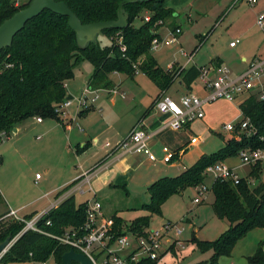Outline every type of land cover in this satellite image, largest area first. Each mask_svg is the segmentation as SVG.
<instances>
[{"label":"trees","instance_id":"1","mask_svg":"<svg viewBox=\"0 0 264 264\" xmlns=\"http://www.w3.org/2000/svg\"><path fill=\"white\" fill-rule=\"evenodd\" d=\"M56 1L65 2L84 25H89L117 20L119 7L125 0ZM30 2L18 6L15 0H0V25L25 9ZM166 2L167 0H136L134 3L124 4L123 10L129 16L128 26L124 30L103 31L102 34L111 41L108 46H102L96 38L85 48L79 47L77 34L70 28L67 16L44 10L40 16L30 20L14 38L12 46L4 48L0 53L1 137L10 135L19 124L32 118H41L44 121L50 118L62 124L61 115L56 113V110L67 100L66 83L74 78L75 69L83 60L94 65V72L88 84V88L93 91L110 89L113 85L110 75L113 73L129 78H133L136 73H144L158 88L159 96L167 92L179 78L185 88L191 91L192 85L200 78V68L192 66L181 72H168L153 56L152 42L155 38H160L157 34L158 27L173 19L175 15L172 9L165 7ZM145 14L151 15V21L146 22L144 16L141 25L137 27L135 21ZM159 21H162V24H158ZM176 29L178 28L174 27V30ZM122 47H126L125 52ZM219 65L221 64H217ZM239 108L243 119H249L257 129L256 135L248 137L238 128L235 135L227 140L224 148L200 157L193 166L177 177H162L152 183L147 188L150 203L142 207L149 214L134 219L130 224L116 214L112 218V232L117 236L130 233L145 234L151 228L152 217L162 216V206L171 197L205 183L208 168L238 157L243 149L264 148V101L253 96ZM86 111L90 109H84L80 113L84 114ZM263 164L260 162L250 166L251 174L242 178L238 185L230 180H216L209 190L214 194L212 207L215 215L230 223L229 230L213 242L198 240L197 237L191 240L201 251L212 250L210 264H219L222 258L231 257L236 245L244 240L249 232L264 228V183L260 182L254 188L251 186L252 180H260ZM69 187L61 190L58 197ZM4 202L0 192V204ZM87 204L85 201L77 205L75 196L64 199L37 223V227L46 234L32 230L19 236L25 223L17 218L7 217L9 213L0 215V242L10 236L13 240L19 236L0 259V263L29 261L43 264L53 256L58 264H63L62 257L72 247L61 244L47 234L60 237L67 229H80L86 221ZM35 215L37 213L24 219L31 220ZM48 222L50 224L47 225ZM175 247L173 245L170 252H174ZM247 260L248 264H264V240ZM158 263L147 259L139 264Z\"/></svg>","mask_w":264,"mask_h":264},{"label":"rangeland","instance_id":"2","mask_svg":"<svg viewBox=\"0 0 264 264\" xmlns=\"http://www.w3.org/2000/svg\"><path fill=\"white\" fill-rule=\"evenodd\" d=\"M16 1L22 5L30 2V0ZM167 5L175 10V17L162 27L165 36L163 37L164 43L160 44L161 47L158 50L153 51V56L164 70H167L170 65L178 63L185 69L197 65L203 67L211 63L213 58H218L223 65L231 70L233 76H240L248 66L247 61L253 60L257 55L264 54V30L257 25V13L259 10L264 11V0H260L255 6H251L246 0H167ZM145 15L135 21L137 27L141 25ZM189 15L191 16L189 17ZM175 25H180L183 28V33L178 36L179 42L165 43L170 39ZM97 39L102 46L110 44V39L108 40L103 34H99ZM236 41H238V45L232 47V42ZM191 57L192 61L189 60ZM243 58L247 61H244ZM176 67L175 70H178L180 66ZM93 72L94 65L87 60L80 62L75 69L72 82L75 93L78 90L86 89L85 80H88ZM114 79L123 84L121 91L124 92L122 95L125 99L117 98L116 102L112 103L106 96L108 94L101 91L98 93L100 99L96 102V110L93 115L88 119L81 120L78 116L79 112H77L74 118L77 120L75 123L95 129L101 118H105L102 120L109 124L114 123V129L109 134L110 136L115 130L127 132L132 115L129 114L128 108L124 109L123 103L127 105L130 102H135L140 107L144 105L146 109L151 105V99L158 96L157 87L144 73L136 74L134 80L121 74ZM195 86L196 92L203 94L201 77L195 82ZM179 89L181 86L176 81L168 91V95L178 96L177 90ZM75 96L77 97L72 100L73 105H70L69 118L78 107L80 110L84 109V106H81L79 102L80 92L78 91ZM94 96L91 97L94 98ZM233 105L222 104L219 101L204 108L205 117L209 114L212 116L214 131H209L206 126L200 123L195 124L194 129L203 136L201 140L206 142L202 148L205 152L219 150L223 145V138L226 140L235 135V132L225 130L226 123L238 124L244 117L239 114L238 103ZM153 110V119H157L160 113L156 108ZM77 124H74L75 128ZM61 126V123L50 118L45 119L44 124H39L36 119L32 118L16 127L18 133L13 130L10 135L3 137L0 135V190L7 201L9 198L13 204H18L17 207L27 208V210L19 212V215L24 214L33 206L41 209L48 205L53 195L47 197L45 194L62 184L65 177L68 176L70 165L76 163L72 162V155L66 152L67 147L61 145L62 142H58V139L66 138L68 135ZM232 163L244 165L245 168L239 171L240 174L250 169V166L243 164L238 157L232 158L230 164ZM184 164L183 167H188L193 163L188 160ZM47 167L51 168L48 174L45 173ZM158 170L163 172L155 173ZM146 171L148 174L152 172L150 178H156V180L162 179V177H177L180 174L179 168L168 169V165L155 164L154 168L149 166V170L146 169V166L139 169L129 186L120 183L118 186L105 188L97 193V197L103 205L104 219L111 220L114 215L118 214L127 224H130L134 219L149 214L142 209L144 205L150 203V195L146 187L150 178L147 176L148 174L146 175ZM36 175H39L40 179H36ZM206 175L208 177L205 183L198 187L207 186L211 189L217 179V174L211 168L206 172ZM260 182L264 183V164L261 178L251 182L252 188L259 185ZM90 196L92 195L77 194V205L85 202V199ZM198 197L200 199L197 187L187 189L183 193L171 197L162 206V216L154 215L152 217L151 228H160L168 220L185 228L179 238L180 244L176 246L177 253L174 255L171 252H165L163 260L161 259L158 264H210L212 250L201 251L197 244L191 240L193 237H197L198 240L213 242L229 230L230 223L215 215L212 207L214 201L212 191L200 199L199 203H194L195 198ZM6 208L5 203L0 204V213L6 211ZM193 225L198 227L196 232H194ZM249 239H255V237ZM247 241L245 247H237L231 255L236 259V262L232 260L233 264H248L241 258V255H244L243 253L245 255L253 254L258 248L257 246L254 249V246L251 247L248 244L251 240ZM230 258L233 257L222 258L219 264H222L223 261L224 264L228 262L230 264L232 262ZM47 261V264H58L53 256ZM0 264L35 263L16 261Z\"/></svg>","mask_w":264,"mask_h":264},{"label":"built area","instance_id":"3","mask_svg":"<svg viewBox=\"0 0 264 264\" xmlns=\"http://www.w3.org/2000/svg\"><path fill=\"white\" fill-rule=\"evenodd\" d=\"M239 1V0H238ZM251 6H255L260 0H246ZM145 21H151V15H145ZM158 24H162L159 21ZM157 24V25H158ZM257 25L264 30V11L259 13L257 17ZM182 33V29L178 28L171 33V37L165 43H178V36ZM122 39H119L121 44ZM162 39L155 38L152 42V49L158 50L163 44ZM238 41L232 42L231 46L236 47ZM126 47H122V51L125 52ZM192 61V57L189 58ZM247 68L241 73L240 76H233L231 70L226 65H210L201 69L202 86L201 90L203 95L192 92L187 95H183L179 101L173 100L166 94H162L155 102V108L162 114L171 115L172 119L169 122V127L174 131L185 130L189 125L195 121L203 120L205 117V107L211 103L218 101H228L230 103H238L241 105L244 101L256 96L257 99L264 101V54L257 55L251 61H247ZM176 64L170 65L167 69L168 72H172L177 68ZM185 70L183 66L179 67L178 72ZM98 90H91L88 87L80 94V105L87 107L89 103L93 104L99 96ZM96 94L94 98H91L90 94ZM72 104V100L64 101L59 107H57L56 113H59L62 117L66 115L65 108H68ZM41 123V118H36ZM240 128V132H245L248 137L257 134V129L250 123V120L242 119L238 124L232 122L226 123L225 130L230 132H236ZM153 134H150L143 123L138 122L130 131L128 137L113 147V150L123 153H132L142 156H146L149 160L156 162L162 161L165 164L174 162L178 156L184 153V150L173 151L168 146L161 147V155L153 150V145L150 143V139ZM263 139V138H262ZM199 137L193 136L190 140V145L198 143ZM106 148L112 149L109 142L105 143ZM238 157L243 164L249 166L256 165L257 163H264V148L259 149H243L240 151ZM214 172L217 174L216 180L232 181L235 185H238L242 177L228 164L220 162L214 166H211ZM211 168H208L210 170ZM97 171L85 172L79 180L72 183L62 197L58 200V206L64 199L75 196V194H85L87 191H92V181L96 176ZM39 176H37L38 178ZM66 186V187H68ZM89 188L88 190L85 188ZM200 199L209 193L210 189L207 186L197 187ZM195 198L194 203H199L201 200ZM87 214L86 221L80 229H67L63 236H54L47 234L57 239L61 244H67L72 247L78 253H83L87 256L93 264H139L147 259L153 261H160L165 252H170V248L175 245H179L180 235L184 232V226L178 225L171 221H166L160 228H150L143 235L130 233L127 235L117 236L112 232V221L103 219L102 204L97 199H91L87 201ZM53 207V208H54ZM47 213L37 214L31 220H25L19 218L17 213L10 212L7 217H14L25 223L24 230L19 235L28 232L36 231L42 234H46L40 228L37 227L39 220ZM50 222L47 223V225ZM14 239V243L19 238ZM13 243V244H14ZM130 250L127 256H122L120 251ZM47 264V263H43Z\"/></svg>","mask_w":264,"mask_h":264},{"label":"crops","instance_id":"4","mask_svg":"<svg viewBox=\"0 0 264 264\" xmlns=\"http://www.w3.org/2000/svg\"><path fill=\"white\" fill-rule=\"evenodd\" d=\"M15 2H16V5H18V6H23V5H26L27 3H29V2H26V4L22 5V3H19L16 0H15ZM165 7L173 10V8L171 6L167 5V2L165 4ZM173 11L175 12V10H173ZM262 11L263 10H259L257 13V16ZM190 16L191 15H189V17ZM166 24L167 23H164L163 25L158 27L157 34L160 35V39H162V40H163V37H165L164 32L162 31V29H163L162 27ZM174 27L181 28L180 25H175ZM181 29H182V33H183V28H181ZM172 32H174V29L172 30ZM97 38H98V36H97ZM110 43H111V41H110ZM243 59H244V61H247V59H245V58H243ZM217 64L223 65L221 60H218V58H216V59L213 58L211 63H209L208 65H205L203 67L206 68L210 65H217ZM176 66L181 67L182 65L178 63V64H176ZM196 67L203 69L202 66L197 65ZM185 70H188V69H185ZM165 71H167V70H165ZM136 74L138 75V73H136ZM118 75H120V74L119 73L111 74L110 79L113 82L112 87H110V89H98L97 95L99 96L98 93H100L101 91L106 92L108 94L106 96L109 97V100L112 103L116 102L117 98H121L122 100L125 99L124 96L122 95V94H124V92L121 91L123 84L117 82L114 79V77L116 78ZM135 76L133 78H129L127 76V78L134 80ZM89 79L85 80V85L87 87H88V84L90 81ZM177 81L179 82V86H181V89L177 90V93L179 94L178 96H176V97L169 96L168 91L170 89L164 93L167 96L171 97L173 100L179 101L183 95H187V94H190L192 92H196L195 83L192 85V90L188 91L185 88V85H184L181 78H179ZM72 82H73V79L66 83L67 96H72L75 99V97H77V96H75V94H77L78 91L81 94L83 92V90L82 89H81L82 91L78 90L75 93L73 90V87H72ZM202 93H203V91H202ZM203 94H200V95H203ZM93 95H96V94L95 93L90 94V97ZM115 95H117V96H115ZM119 95H120V97H119ZM158 97H159V92H158V96L155 99H153V98L151 99L152 103L146 109H145L144 105L140 107L139 104L135 103V102H130L127 105H124V103H123L124 109L128 108V110H130L129 114L132 115V119L129 122L127 132H123L122 130H120V131L115 130L113 132V134H111V136L109 134L114 129L113 128L114 123L109 124V122L102 120L105 118H101L98 127L95 129L87 128V126H82L80 123H78V124L75 123L77 120L74 118H75V115L77 114V112H79L78 116L81 120L90 118L93 115L94 111L96 110V102L100 98H98L93 104L89 103L87 105V107H84V109H87V108L90 109V111H86V112H84V114L80 113L84 109L80 110V108L78 107L76 112H74V114H72L73 117L71 116V118H69V117H70L71 106L73 104L71 106H69L68 108H65L64 111H65L66 115L64 117H62L63 123H62L61 128L64 129L65 133H67L68 135L66 138L58 139V142L59 141L62 142L61 145L63 144L65 147H67L66 152H68V154L72 155V162L75 161L76 163L70 165V170L68 171V174H67L68 176L65 177L66 179L63 181L62 184H60L57 188H54V189L47 191V193L45 195L47 197L49 195H53V197H51L49 202H48L49 206L46 205L45 207H43L41 209H37L36 206H33L30 208V210H28L24 214L19 215L20 214L19 212H23V211L27 210V208H23L22 206L17 207L18 204H13V202L8 197H7L8 198V201H7L6 197H4L2 191L0 190L2 196L5 199L4 203L7 205L6 211L0 213V215L10 213V212H14V213H17V216L19 218L24 219L25 217H27L33 213H37V214L48 213V211L51 210L57 204L58 200L62 197V196L58 197V193L61 190H63L66 186L71 185L72 183L79 180L80 177L85 172H88V171L93 170V171H97V172H96V176H94V179L92 181V189L93 190L87 191L85 193L86 195L91 194L92 196L85 199V201H89V200L94 199V198L97 200L98 199L97 193L101 192L102 190H104L107 187H113L114 185L118 186L120 183H124V185L129 186V183L134 179L135 173L139 169L144 168L145 166H146V169L149 170V166L150 167L153 166V168H154L155 164H160V165L163 164V165H168V169H174V168L178 169L179 168V171H180L179 173H181L184 170H186L188 167L193 166L194 163H196L200 157H202L204 155H210L211 153L218 151L217 150L214 152L207 153V152H205L204 149L202 150V148H204L203 146L205 145L204 143H206V142H203L201 140V137H203V136L198 134L194 129V125L200 123V124L206 126L209 131H214L213 130L214 127L212 124L213 122H212V118H211L212 116L210 114L207 115L206 117H204L203 120L193 122V124L189 125L185 130L176 132V131L172 130L171 127H169V125H168L172 119L171 115L162 114L158 111L160 113V116L157 119H153V113H154L153 109L155 108L154 103L156 102ZM220 103H222V104L228 103V105L234 106L233 105L234 103H230L226 100L220 101ZM136 105H138V106H136ZM239 106L240 105L238 104V108H239ZM239 114H241V116H243L241 110H239ZM34 119H36V118H34ZM44 122L45 121L43 120L41 123H39V122L38 123L44 124ZM138 122L143 123L146 130L150 134H153V137H151V139H150V143L153 145V150L158 154V156L161 155V147L164 145L168 146L173 151H177L180 149L184 150V153L181 154L180 156H178L174 162L169 163V164H165L162 161L153 162V161L149 160L146 156L144 157L142 155L132 154V153L126 154L123 152H117V151L113 150V147L115 146V144H117L118 142H120V141H122L128 137L130 131L133 129V127ZM74 124H77L76 128L74 127ZM14 131L16 133L19 132L18 128L14 129ZM193 136H198L200 140H198V143L191 146L189 140H191V138ZM231 137H233V136H231ZM228 139H226V140L224 138L222 139L223 145L221 146V148H219V150L226 146ZM107 142H109L111 145H113L112 149L106 148L105 143H107ZM174 149H176V150H174ZM188 160H190L193 164H191L188 167L187 166L183 167V165H185L184 163L187 162ZM230 160H232V158L228 159L225 163L228 164L231 168H233L242 178L248 177L251 174L250 173L251 167H250L249 170H246L247 172L245 171V172L241 173L242 174L241 175L239 173V171H242L245 168L244 165L241 166L240 164H233V163L230 164ZM50 171H51L50 167H47L45 169L46 174L50 173ZM162 172H163L162 170L155 171V173H162ZM145 173L147 175L148 171H146ZM150 174L147 175V176H149V178L152 177V176H150ZM37 176H39V175H36V179H40V177L37 178ZM153 181L156 182L157 181L156 178H150V180L148 179L146 187L148 188L152 183H154ZM252 181H254V180H252ZM85 188L87 190L89 189L87 187H85ZM76 197H77V194H75V198ZM102 209H103V205H102ZM103 219H104V217H103ZM104 220H106V219H104ZM109 221H112V219ZM168 221H170V220H168ZM191 226H192V224H191ZM193 226H194V232H196L198 227L195 225H193ZM254 237H255V239H249V238H254ZM247 240H251L250 241L251 243L249 242L248 244H250L251 247L254 246L253 248L255 249L259 245V243L264 240V228L256 229V230L249 232L247 234V236H245L244 240L240 241L236 245V247L234 248L231 255H233V253H234L235 249H237V247H239V248L245 247V245H247V242H248ZM129 253H130V250L129 251L128 250L120 251V254L122 256H127ZM171 253H173L175 255L177 253V247H175L174 252L171 251ZM243 254L244 255H241L242 256L241 258L248 262L247 258L249 256H252L254 253L253 254H246V255H245V253H243ZM231 257H233V258H230V261L233 260L236 262V259L234 258V256H231ZM233 261L230 262V264H233L234 263ZM225 262H227V261H225ZM228 263H226V264H228ZM222 264H224V261L222 262Z\"/></svg>","mask_w":264,"mask_h":264},{"label":"water","instance_id":"5","mask_svg":"<svg viewBox=\"0 0 264 264\" xmlns=\"http://www.w3.org/2000/svg\"><path fill=\"white\" fill-rule=\"evenodd\" d=\"M136 0H125L118 10V19L108 22H95L84 25L77 14H74L65 2L56 0H32L23 10L15 13L10 19L0 25V53L4 48H10L14 38L25 28L26 24L40 16L44 10L52 11L69 18V26L77 34V43L81 48H85L88 43L96 40L97 36L108 29L124 30L128 26L129 16L123 10L124 4L134 3ZM68 100H73L72 96H67ZM12 237L0 242V259L13 246ZM63 264H93V262L83 253H78L71 249L62 257Z\"/></svg>","mask_w":264,"mask_h":264}]
</instances>
